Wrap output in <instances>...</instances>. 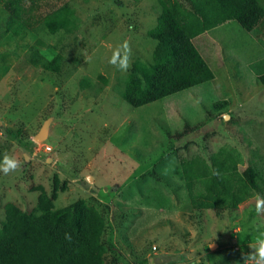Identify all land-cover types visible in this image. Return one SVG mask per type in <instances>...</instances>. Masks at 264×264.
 <instances>
[{
  "label": "rangeland",
  "instance_id": "374dc122",
  "mask_svg": "<svg viewBox=\"0 0 264 264\" xmlns=\"http://www.w3.org/2000/svg\"><path fill=\"white\" fill-rule=\"evenodd\" d=\"M168 1L39 0L32 25L9 27L0 0V160L21 163L0 172V229L9 203L31 213L40 187L52 195L58 185L56 208L84 200L104 214L109 264H244L264 232L255 212L264 194L194 208L183 167L230 151L240 171L258 165L264 175V85L252 67L264 60V18L256 32L228 20L194 37L215 77L134 107L122 93L134 62L153 61L148 32ZM66 3L77 28L51 32L42 18ZM125 40L131 68L122 73L108 60ZM186 124L198 128L175 137Z\"/></svg>",
  "mask_w": 264,
  "mask_h": 264
},
{
  "label": "trees",
  "instance_id": "16d2710c",
  "mask_svg": "<svg viewBox=\"0 0 264 264\" xmlns=\"http://www.w3.org/2000/svg\"><path fill=\"white\" fill-rule=\"evenodd\" d=\"M39 0H3L10 13L8 26L18 22L32 25ZM190 8L168 1L148 32L157 41L152 62L137 60L122 93L124 100L140 107L164 97L194 88L215 77L194 37L228 20H235L248 32H256L264 18L261 0H187ZM51 32L77 28L69 4L54 7L42 18ZM264 85V60L252 64ZM198 128L186 124L175 133L181 138ZM191 204L198 209L237 208L254 192L264 194L263 169L251 165L244 171L230 151L214 154L211 165L195 158L183 167ZM199 187V189H197ZM58 185L52 195L40 187L36 210L24 212L15 204L6 207L0 229V264H109L102 241L104 214L84 200L56 208ZM71 234V241L65 234Z\"/></svg>",
  "mask_w": 264,
  "mask_h": 264
},
{
  "label": "clouds",
  "instance_id": "9594fccd",
  "mask_svg": "<svg viewBox=\"0 0 264 264\" xmlns=\"http://www.w3.org/2000/svg\"><path fill=\"white\" fill-rule=\"evenodd\" d=\"M131 54L130 45L125 40L114 49L108 63L122 73H127L131 68ZM20 167V161L10 155L5 154L0 160V172L4 175H9L20 169ZM255 212L258 216L264 214V198H257ZM65 238L71 241V234L66 233ZM249 247L252 251L244 255V264H264V232H261Z\"/></svg>",
  "mask_w": 264,
  "mask_h": 264
},
{
  "label": "water",
  "instance_id": "95a60500",
  "mask_svg": "<svg viewBox=\"0 0 264 264\" xmlns=\"http://www.w3.org/2000/svg\"><path fill=\"white\" fill-rule=\"evenodd\" d=\"M48 126H47V123L44 125L42 131L39 133L38 135V139L42 140L44 139L46 136H47V133H48Z\"/></svg>",
  "mask_w": 264,
  "mask_h": 264
},
{
  "label": "built area",
  "instance_id": "2783aa9c",
  "mask_svg": "<svg viewBox=\"0 0 264 264\" xmlns=\"http://www.w3.org/2000/svg\"><path fill=\"white\" fill-rule=\"evenodd\" d=\"M47 150H52L50 146L47 147Z\"/></svg>",
  "mask_w": 264,
  "mask_h": 264
}]
</instances>
